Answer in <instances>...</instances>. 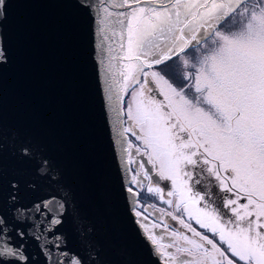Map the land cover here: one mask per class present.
<instances>
[{
  "label": "snow or ice",
  "instance_id": "1",
  "mask_svg": "<svg viewBox=\"0 0 264 264\" xmlns=\"http://www.w3.org/2000/svg\"><path fill=\"white\" fill-rule=\"evenodd\" d=\"M7 2L0 0V22ZM76 3L96 24L114 141L125 169L137 165L131 183L159 196L173 209L157 208L161 219L171 217L186 230L164 224L171 238L165 242L154 231L161 224L153 221L150 230L148 218L136 211L154 255L164 264H264V0ZM6 61L0 43V63ZM129 89L125 109L121 102ZM133 150L152 167L134 160ZM19 155L35 161L37 175L55 179L50 162L27 144ZM127 191L139 196L132 187ZM68 214L55 195L31 208L15 207V224L0 208V264H29L17 237L41 241L42 250L53 255L47 234ZM26 222L27 232L18 227ZM54 243L52 264H90L62 251V235Z\"/></svg>",
  "mask_w": 264,
  "mask_h": 264
},
{
  "label": "water",
  "instance_id": "2",
  "mask_svg": "<svg viewBox=\"0 0 264 264\" xmlns=\"http://www.w3.org/2000/svg\"><path fill=\"white\" fill-rule=\"evenodd\" d=\"M99 39L93 17L76 0H8L0 22L7 55L0 63V208L13 224L15 207L53 195L69 210L47 234L53 255L41 241L16 238L25 243L29 264H52L61 235L62 251L90 264H164L127 191L131 173L114 141ZM24 144L50 162L55 179L37 175L35 161L19 155ZM18 227L27 232L31 224Z\"/></svg>",
  "mask_w": 264,
  "mask_h": 264
},
{
  "label": "flooded vegetation",
  "instance_id": "3",
  "mask_svg": "<svg viewBox=\"0 0 264 264\" xmlns=\"http://www.w3.org/2000/svg\"><path fill=\"white\" fill-rule=\"evenodd\" d=\"M131 139L134 140L133 143L139 144V142L137 140H135L134 137H132ZM133 159L134 160H137L134 157H133ZM143 159L147 161V157L146 156ZM146 161H145V167L146 168H151L152 166L150 164L146 163ZM129 168H130V171L136 169L137 168L136 163L130 164L129 165ZM134 174H135V172L134 171H131V177ZM152 175L155 176V173L153 172ZM130 182H131V179H130ZM130 185H131L130 187L133 188L134 192H138L139 193V196L138 197L136 196V199H135V210H134L135 213H136V211L143 212V215L146 216L148 219L151 218L152 221H155L156 223L161 224L162 229L164 228L163 225L164 224H167L169 228H176V229H179L180 230V228H181L180 225L177 222L176 223H171L170 218L168 219V223H167L165 220H162V219L160 220V219H157L156 217H153L152 216L150 210H153L154 213H158L156 211L157 208H164V209H167L169 211V209H168L169 206L167 207L166 204H164L159 199V196L154 195V194L147 193V191H146V185L143 188L140 187V186H137L135 184H132V183H130ZM213 192H215V189L214 188H213ZM139 205H142L143 207H140ZM149 205H152V207H149ZM172 210L173 209L171 208L170 211H172ZM138 220H139V223L141 225L142 224V221H141L142 220V217H138ZM195 227H197V226H195ZM150 230H153V229H150ZM154 230L157 233V230L156 229H154ZM160 232H161V230L159 231V233ZM203 232L205 234L209 235L210 238H211V233L207 232L206 230H204ZM145 234L147 236V233H145Z\"/></svg>",
  "mask_w": 264,
  "mask_h": 264
},
{
  "label": "rangeland",
  "instance_id": "4",
  "mask_svg": "<svg viewBox=\"0 0 264 264\" xmlns=\"http://www.w3.org/2000/svg\"><path fill=\"white\" fill-rule=\"evenodd\" d=\"M171 63L172 62H169V64L171 65ZM169 73H172V68L170 67L169 68ZM169 79H172L173 80V82H176V77H175V75L174 74H170L169 75ZM159 99H162V97H158ZM131 101V89H129V94H127V95H125L124 97H123V101H122V103H123V107L126 109L127 108V105H128V103ZM133 140V139H132ZM134 141V140H133ZM139 142V141H138ZM140 143V142H139ZM135 144V143H134ZM133 157L135 158V159H137V160H143V161H146V160H144L143 158H145V157H139V156H137L136 154H135V151L133 150ZM167 198V197H166ZM167 207H168V205H166ZM169 209V211L171 210V208L169 207L168 208ZM151 211V214H152V216L153 217H156L157 219H160L161 220V215H160V213L158 212V213H154L153 212V210H150ZM173 211V210H172ZM170 218V221H171V223H176V221H173L172 219H171V217H168V216H164L163 217V219L162 220H165L167 223H168V219ZM142 223H144V220H143V218H142ZM148 224H149V227H150V229H151V224H152V220H151V218L150 219H148ZM193 225H194V227L195 226H197V225H195V223H194V221H193ZM197 228V230L198 231H204V230H202V229H199V227L197 226L196 227ZM156 230H157V234L158 235H163L165 238H166V240H165V242H167V240H169V239H171L169 236H168V232L166 231V230H164V228L162 229V227H160V228H156ZM161 230V232L159 233V231ZM180 230L181 231H185L186 232V230H184V229H182V228H180ZM155 231V230H154ZM207 231V230H206ZM188 235H191V233H187ZM164 259V258H163Z\"/></svg>",
  "mask_w": 264,
  "mask_h": 264
}]
</instances>
